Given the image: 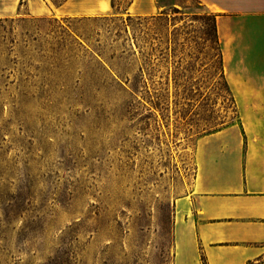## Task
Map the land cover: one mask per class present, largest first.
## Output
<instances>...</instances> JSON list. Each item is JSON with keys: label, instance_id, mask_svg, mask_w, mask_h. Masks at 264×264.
<instances>
[{"label": "rangeland", "instance_id": "1", "mask_svg": "<svg viewBox=\"0 0 264 264\" xmlns=\"http://www.w3.org/2000/svg\"><path fill=\"white\" fill-rule=\"evenodd\" d=\"M130 1L53 16L17 0L0 15V264H174L201 153L264 121V99L239 93L259 89L226 73L258 69L224 62L230 93L215 71L204 0L150 15Z\"/></svg>", "mask_w": 264, "mask_h": 264}, {"label": "crops", "instance_id": "2", "mask_svg": "<svg viewBox=\"0 0 264 264\" xmlns=\"http://www.w3.org/2000/svg\"><path fill=\"white\" fill-rule=\"evenodd\" d=\"M33 14L99 15L113 0H28ZM217 15L227 67L258 69L239 80L227 70L234 90L255 85L243 97L264 99V0H204ZM0 8L12 15L17 0ZM129 14L160 12L156 0H132ZM263 69V70H262ZM249 86V87H250ZM242 146L201 153L192 190L176 201L174 264H264V121L249 116Z\"/></svg>", "mask_w": 264, "mask_h": 264}, {"label": "trees", "instance_id": "3", "mask_svg": "<svg viewBox=\"0 0 264 264\" xmlns=\"http://www.w3.org/2000/svg\"><path fill=\"white\" fill-rule=\"evenodd\" d=\"M132 0L130 1L129 4H131ZM20 4H23V1L20 2ZM113 5V1H112ZM211 42V48H212V58L214 59V67L215 71L219 72L221 79L223 80V83L225 85V89L228 93L231 92V87L226 79L225 76V71H224V56H223V51L221 48V43H220V38L218 34V26H217V16L216 14L211 15V32L209 33V37L207 38ZM217 124H213L215 127ZM203 262L204 264H207V261L205 257L203 256Z\"/></svg>", "mask_w": 264, "mask_h": 264}]
</instances>
